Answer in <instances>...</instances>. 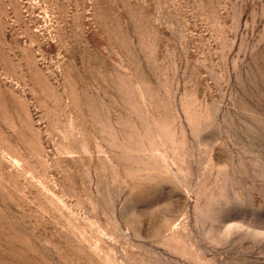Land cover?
I'll return each mask as SVG.
<instances>
[{
  "label": "rangeland",
  "instance_id": "rangeland-1",
  "mask_svg": "<svg viewBox=\"0 0 264 264\" xmlns=\"http://www.w3.org/2000/svg\"><path fill=\"white\" fill-rule=\"evenodd\" d=\"M0 264H264V0H0Z\"/></svg>",
  "mask_w": 264,
  "mask_h": 264
}]
</instances>
